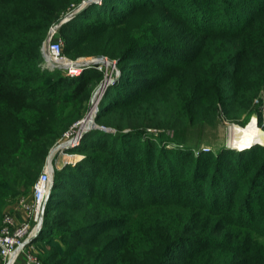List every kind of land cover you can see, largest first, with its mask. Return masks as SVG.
Instances as JSON below:
<instances>
[{"label": "trees", "instance_id": "obj_1", "mask_svg": "<svg viewBox=\"0 0 264 264\" xmlns=\"http://www.w3.org/2000/svg\"><path fill=\"white\" fill-rule=\"evenodd\" d=\"M45 1L0 0V222L105 78L97 66L76 78L42 67L51 22L84 0ZM212 1L223 4L220 15ZM241 1L102 0L58 30L68 59L91 56L82 48L98 42L92 54L116 61L120 76L95 117L115 132L89 131L71 150L82 159L54 174L35 241L42 264H264V159L250 172L241 150L226 149L228 165L160 146L167 130L182 146L190 125L249 116L264 92V0H246L262 3L248 15ZM162 15L176 20L172 32L158 24ZM145 57L159 79L133 71Z\"/></svg>", "mask_w": 264, "mask_h": 264}, {"label": "rangeland", "instance_id": "obj_2", "mask_svg": "<svg viewBox=\"0 0 264 264\" xmlns=\"http://www.w3.org/2000/svg\"><path fill=\"white\" fill-rule=\"evenodd\" d=\"M58 2L59 1L53 2L54 6ZM44 3L48 5V3L45 0H44ZM212 3L215 6L221 8V10L216 11V14L220 15L222 8H223V6H222L223 4H221L220 2L215 3L214 1H212ZM240 4L249 6V9L246 10L245 15H248L251 12L250 7L257 6L258 8H260L262 6L261 5L262 3L257 4V5L256 4L253 5V4H250L249 2H247L246 0H242ZM74 8H75V6L71 5L66 10V13H62V14L60 13V15H56L55 19L51 22L50 27L48 28V30L46 32V36H47V33L50 30V28H52L54 25H56L58 22H60L62 19H64L68 13L70 14L73 11H75V10H73ZM92 9H94V7H91L90 10H92ZM70 10H73V11L70 12ZM161 19H164V20L159 21V23H158V24H160L161 28L167 32H172L173 28L176 25V20L174 18L173 19L171 18L169 20L167 15H162ZM134 25L127 27V30H128L127 35H128V33L131 34ZM57 33H56V35H57ZM127 35H126V37H127ZM57 37L61 39L63 50H65L66 49L65 41L62 39V37H59V36H57ZM45 39H46V37H45ZM84 45L85 44H82L80 47H82ZM181 46L182 47H188V45L186 43L181 44ZM80 47L75 46L73 48V52ZM100 48H101L100 43L92 42L88 48V50L91 53L88 52L86 49H84V47L82 48V52L88 53L91 56L78 57L75 59V61L76 60H83V59H85V60L103 59L105 62L116 63V61L110 60L107 56L92 54V53L97 52ZM154 58L157 60V63H158L157 65L159 68L165 66L166 60L164 58L157 59L155 56H154ZM141 62L145 63L146 68L142 69L143 67L139 65V63H141ZM44 64H45V61H43L42 67L45 66ZM152 64L153 63L151 62V60L146 58V57L138 59L137 61H135V63L132 64L133 65V71H138V73H141V74L147 73L148 79H151V80H154V79L156 80V77H157V79H159L158 69L151 68ZM91 67H94V66H91ZM44 68L47 69L46 67H44ZM47 70L48 71H56V73H58L60 76L66 77L64 75V72H62L61 69H53L52 68V70H49V69H47ZM103 73H105V71ZM114 76H116V75L114 74L112 77H114ZM103 81L104 80H102L101 83ZM100 84L97 83L95 85V87L93 89L94 91L91 94V97H89L90 100H91L93 94L96 92V90L98 88L97 86H99ZM103 95H104V93H103ZM103 95L100 94L97 96V98L95 100V105H94L95 107H98V104L100 103V100L103 97ZM88 102H87V106L89 105ZM95 107L93 110H91V112L95 111ZM257 107H259L261 109V112L264 111V92L263 91L259 94L258 98H256L253 101L252 106L250 108V111L252 113L249 116L244 115L243 117H241V119H239L238 121H235V122H228L223 116H220L216 120H214L212 123L203 122V123H199L196 125H190L189 127H186L184 129L183 139H185V142H183L181 144L182 146H176L178 144H174L175 143L174 140H176V138L174 137V133L172 130L171 131L170 130L165 131L166 140H165V138H162L164 143L163 142L160 143L159 138L156 140V142H159L160 146L164 145L166 147V149H168L170 151H175L177 149H180L181 151H183L185 153H192L193 156H195L196 158L201 157L203 154L209 155L210 159H213L214 157H218V156L220 157L221 156L222 161H224V159H229V158H227L228 153L226 152V149H229V148L225 147L223 144L226 141V139L228 138L229 133L232 131V128L236 127V128H240V129H246L252 124L253 117L257 116L256 121H255V129H257L261 132H264V121L259 119V117H258L259 113L255 110V109H257ZM89 112H90V109L87 110V108H86V110L83 111L82 116L80 117V120H78L74 124H72L69 128H67V130L62 131V133L57 132V133H61V134L58 135L56 138H54V141L50 144V146L48 148L47 156H48V154L52 148H54L55 146H57L61 143L72 140L77 135V133L79 132V129H80L79 122L84 120L87 117ZM95 117H96V114H95ZM77 124H79V125H77ZM96 126L100 127L98 124H96ZM100 128H103V127H100ZM109 130H110L109 132H113V133L115 132L114 129L112 130L109 128ZM123 132H129V130H124ZM149 132L151 133L149 135L154 134L155 136H157L159 131L147 129V133H149ZM146 138H148V137L143 136V139H146ZM76 147H80V144L77 146H74V147L70 146L68 149L60 150L57 154L54 155V157L51 161V166H52V169L54 170V174L56 172H59L60 170H62L67 165H72V166L75 165L78 161H80L82 159V156H79V155H77L71 151L73 148H76ZM253 147L254 146H251L247 150H245V149L241 150L243 153L242 157H244V158H241L240 161L246 162V165L248 167H250V172L256 170L262 164L263 159H264V152L259 150V149H252ZM237 152H239V150ZM47 156H46V158H47ZM46 158H45V162H46ZM67 158L69 159L70 163L63 165L64 160H66ZM231 161L232 160L229 159L228 165L234 164V161L233 162H231ZM236 161H239V158L236 159ZM142 162L143 161L140 158V163H142ZM222 165H224V166L227 165V162H222ZM44 170H46L45 169V163H44V167L42 169V172ZM140 171H141V164H135V173L137 175L136 179H142V176H140ZM53 184H54V182H53ZM32 199H33V191H32V187H31L28 191L23 192L17 199H15L12 202V204L10 205L9 209H6L4 211L2 218H1V222H0V229L2 227V222H3L4 218L8 217V216L13 218L15 225H18V224L22 223L23 221H25L26 215H25V217L23 216L22 220L19 222L12 215V210L14 208L22 209V207L24 205L31 204ZM52 215L55 216L56 214H52ZM44 218H45V211H44ZM36 239L29 246H26L22 249L20 255L14 260V262L12 264H30L29 263L30 259H35L37 262H39V264H42V261L40 260V249L38 247V244H36V242H35ZM0 264H5V262L1 258H0Z\"/></svg>", "mask_w": 264, "mask_h": 264}, {"label": "built area", "instance_id": "obj_3", "mask_svg": "<svg viewBox=\"0 0 264 264\" xmlns=\"http://www.w3.org/2000/svg\"><path fill=\"white\" fill-rule=\"evenodd\" d=\"M101 1L102 0H98L97 2H95V4L100 5ZM56 33L53 34L52 38L49 40L48 43V53L50 59L57 65L63 66V69L61 70L62 72H64V75L67 78L79 77L84 70L89 69L90 67L82 68L80 66H76L74 65V63L77 62L78 60L72 61L68 59L66 56H64L62 41L60 38L56 36ZM47 69L52 70V68H48V67ZM96 69L103 72L105 71L104 79L112 78V76L114 74L116 75L117 73V71L114 68L109 67V65L106 62L97 64ZM50 178L51 176L48 174V171L44 170L39 175L37 181L34 183L32 187V191H33L32 203L26 204L22 207V210L26 215L25 221H23L18 225H15L13 218L9 216L4 218L2 222V227L0 229V258L5 262V264H8L12 256H14L13 258V262H14V260L20 255L22 250H20L18 253H16V250L19 249L22 246V244L25 241H27L29 237L32 235V232L34 231L35 227L38 224L40 216L43 214V211H45L44 210L45 200L46 197L51 193V191L49 193V186H48L50 185L49 182ZM29 263L39 264V262H37L35 259H30Z\"/></svg>", "mask_w": 264, "mask_h": 264}, {"label": "water", "instance_id": "obj_4", "mask_svg": "<svg viewBox=\"0 0 264 264\" xmlns=\"http://www.w3.org/2000/svg\"><path fill=\"white\" fill-rule=\"evenodd\" d=\"M98 0H85L82 2V4L75 10L73 11L72 13L68 14L64 19H62L60 22H58L56 25H54L52 28H50V30L48 31L47 33V36H46V39L44 41V44H43V48H42V54H43V57H44V61L53 69H63V66H60V65H57L56 63H54L50 57H49V53H48V43H49V40L52 38L53 34L58 32V30L65 24L67 23L68 21H70L71 19L75 18L76 16H78L79 14H81L83 11H85L88 7L92 6L95 4V2H97ZM100 63H105V61L103 59H95V60H92L91 62H82L80 63V60H78L77 62L74 63V65L76 66H80L82 68H85V67H91V66H95L97 64H100ZM109 67H112L114 68L117 73H116V76L112 77V78H109V79H104V81L98 86L96 92L93 94L92 98H91V101H90V112L88 113L87 117L82 120L81 122H84L85 120H87L88 117H90V115L93 114V118L92 120H89V126L83 130L80 131L79 129V132H78V135L75 136L74 139L72 140H69V141H73V140H81L89 131L93 130V129H101V130H104V131H107L109 132L110 130L109 129H105V128H100L98 126H93L95 125V114L97 113L98 111V107H95V100L97 98L98 95H103V93L105 92L106 88L113 84L114 82H116V80L119 79V76H120V72L117 68V63H109V62H106ZM95 107V111L91 112V110H93ZM256 118L257 116H254L253 117V120L256 121ZM80 122V123H81ZM262 133V137L264 139V132H261ZM63 148V143L55 146L54 148L51 149V151L49 152L47 158H46V162H45V169L48 171V174L50 176H52V172L54 173V170H50L49 169V163L50 161L52 160V156H54L55 154H57V152L59 150H61ZM63 150V149H62ZM53 177H51V183H50V188H49V191L52 190L53 188ZM50 195H48L46 197V200H45V205H44V208H46L47 204H48V201H49V197ZM45 210V209H44ZM44 223V211H43V214L40 216V219L38 221V224L37 226L35 227L34 231L32 232V235L29 237V239L27 241H25L22 246L16 250V253H18L20 250H22L24 247L26 246H29L38 236L39 234H41L42 230H43V224ZM38 235V236H36ZM13 258L14 256H12L10 258V261L8 262V264H12L13 263Z\"/></svg>", "mask_w": 264, "mask_h": 264}, {"label": "bare ground", "instance_id": "obj_5", "mask_svg": "<svg viewBox=\"0 0 264 264\" xmlns=\"http://www.w3.org/2000/svg\"><path fill=\"white\" fill-rule=\"evenodd\" d=\"M83 61L91 62L92 60H81L80 63H82ZM44 65H45L44 67H46V68L47 67L51 68L47 63H45ZM92 118H93V114L90 115V117H88L87 120L80 123V131L89 126V122H90L89 120H92ZM93 126H96V124ZM80 141L81 140H73V141L64 142L62 149L63 150L68 149L70 146L71 147L77 146L80 144ZM256 144L262 145V147H264V139L262 137L261 131L255 129V121L253 120L252 124L246 129H240V128H236V127L232 128V131L229 133V136L223 145L225 147H228L229 149H232V150H243V149H248L249 147L254 146ZM52 157H54V156H52ZM51 161H50L49 166H48L50 170H52ZM67 163H70L68 158L66 160H64L63 165H65ZM53 175H54V173L52 172L51 177L54 178ZM53 181H54V179H53ZM49 182L51 183V178L49 179ZM48 186L50 188V185H48ZM49 193H50V191H49ZM36 236H38V235H36Z\"/></svg>", "mask_w": 264, "mask_h": 264}, {"label": "crops", "instance_id": "obj_6", "mask_svg": "<svg viewBox=\"0 0 264 264\" xmlns=\"http://www.w3.org/2000/svg\"><path fill=\"white\" fill-rule=\"evenodd\" d=\"M11 210H12V209H11ZM12 215H13L14 218H15L17 221H19V222L22 220L23 216L25 217V214H24L23 210L20 209V208H14V209L12 210Z\"/></svg>", "mask_w": 264, "mask_h": 264}]
</instances>
